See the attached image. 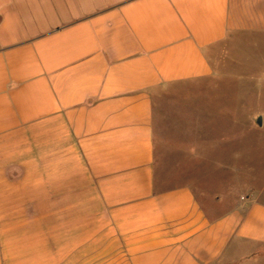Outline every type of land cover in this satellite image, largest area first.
<instances>
[{
  "label": "crops",
  "instance_id": "crops-1",
  "mask_svg": "<svg viewBox=\"0 0 264 264\" xmlns=\"http://www.w3.org/2000/svg\"><path fill=\"white\" fill-rule=\"evenodd\" d=\"M255 44L264 0H0V264H214L264 246L260 194L217 212L186 176L202 148L174 140L164 105Z\"/></svg>",
  "mask_w": 264,
  "mask_h": 264
},
{
  "label": "rangeland",
  "instance_id": "rangeland-1",
  "mask_svg": "<svg viewBox=\"0 0 264 264\" xmlns=\"http://www.w3.org/2000/svg\"><path fill=\"white\" fill-rule=\"evenodd\" d=\"M229 54L243 64L231 63L230 71L218 74L211 84L164 94L171 97L164 104L172 114L170 122L178 126L174 140L194 143L203 151V160L196 168L188 167L186 176L209 200L223 198L217 212L238 205L248 190L264 202V44ZM178 113L185 120H177ZM237 252L214 264H264V246H239Z\"/></svg>",
  "mask_w": 264,
  "mask_h": 264
}]
</instances>
